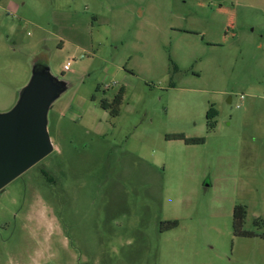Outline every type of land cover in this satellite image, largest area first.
<instances>
[{
    "label": "rangeland",
    "instance_id": "374dc122",
    "mask_svg": "<svg viewBox=\"0 0 264 264\" xmlns=\"http://www.w3.org/2000/svg\"><path fill=\"white\" fill-rule=\"evenodd\" d=\"M37 63L65 90L0 191V264H264V0H0V112Z\"/></svg>",
    "mask_w": 264,
    "mask_h": 264
},
{
    "label": "water",
    "instance_id": "95a60500",
    "mask_svg": "<svg viewBox=\"0 0 264 264\" xmlns=\"http://www.w3.org/2000/svg\"><path fill=\"white\" fill-rule=\"evenodd\" d=\"M63 90L49 68L37 63L14 105L0 112V191L53 151L48 112Z\"/></svg>",
    "mask_w": 264,
    "mask_h": 264
},
{
    "label": "trees",
    "instance_id": "16d2710c",
    "mask_svg": "<svg viewBox=\"0 0 264 264\" xmlns=\"http://www.w3.org/2000/svg\"><path fill=\"white\" fill-rule=\"evenodd\" d=\"M123 89L113 97L111 101L103 100L100 105L103 110L109 112L111 117H116L119 114V106L122 102ZM218 116L217 110L214 106H210L206 112V126L208 131H212L216 126V118ZM172 139L182 140L185 144H201L204 138H187L184 134H173L170 136ZM246 217V208L237 205L233 209V233L235 236L252 237L254 234L243 230V222ZM177 222H172L171 226H176Z\"/></svg>",
    "mask_w": 264,
    "mask_h": 264
},
{
    "label": "built area",
    "instance_id": "2783aa9c",
    "mask_svg": "<svg viewBox=\"0 0 264 264\" xmlns=\"http://www.w3.org/2000/svg\"><path fill=\"white\" fill-rule=\"evenodd\" d=\"M63 70L64 71H68L69 70V63H66L64 66H63ZM244 96H240V99H243Z\"/></svg>",
    "mask_w": 264,
    "mask_h": 264
},
{
    "label": "flooded vegetation",
    "instance_id": "af4514ba",
    "mask_svg": "<svg viewBox=\"0 0 264 264\" xmlns=\"http://www.w3.org/2000/svg\"><path fill=\"white\" fill-rule=\"evenodd\" d=\"M41 175H42V176H46L45 172H43V171L41 172Z\"/></svg>",
    "mask_w": 264,
    "mask_h": 264
}]
</instances>
